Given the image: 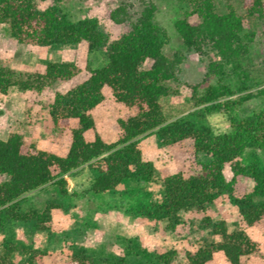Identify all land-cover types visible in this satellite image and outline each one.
Segmentation results:
<instances>
[{
	"label": "trees",
	"instance_id": "trees-1",
	"mask_svg": "<svg viewBox=\"0 0 264 264\" xmlns=\"http://www.w3.org/2000/svg\"><path fill=\"white\" fill-rule=\"evenodd\" d=\"M51 1L52 5L41 11L36 0H0V26H5L19 45L63 46L86 42L92 51L108 43L97 20L85 18L74 22L58 8L67 0ZM187 2L189 9L174 22L185 51L175 52L172 58L163 50L168 34L155 20L158 7L153 0H142L143 8L136 18L125 3L108 12L113 22L128 25L126 31L108 44V61L90 70L86 81L66 92L56 91L48 104L54 128L71 134L66 154L41 149L36 143L26 144L18 132L0 139V226L8 220H32L37 230H49L51 211L58 206L51 203L43 210L23 213L19 211L20 199L48 184H56L61 193H67L65 175L85 163L94 175L90 188L95 193L112 191L134 176L151 180L154 164L143 158L140 137L152 131H156L163 146L189 140L196 163L189 175L179 172L166 176L162 183L164 198L144 209V215L166 218L173 228L171 222H178L181 212H206L221 195L228 194L248 226H264V202L254 203L256 198L264 197V109L241 118L231 115L237 106L257 95L250 91L254 83L248 84L252 80L245 67L255 32L245 29L244 20L264 19V0H242L243 13L233 3H228L225 11H219L216 0ZM193 16L195 20H191ZM193 51L202 57L213 51L221 57L220 61L209 60L202 82L214 77L216 83L208 84L200 94L197 93L202 83L192 86L194 106L199 108L168 122L161 100L172 93L169 83L176 79L186 54ZM148 61L152 63L145 68ZM228 67L240 77L238 91H245L235 99L230 98L235 91L224 82L231 75ZM80 72L76 63L49 61L42 72L19 74L0 62V93L7 94L13 88L42 93L55 82L68 81ZM105 87L115 101L132 111L128 117L117 119L120 136L111 143L98 132L93 140L86 137L89 130L96 129L91 112L104 101ZM258 93L264 94V88ZM222 110L230 114V129L215 133L205 121L208 115ZM72 120H77L76 126H72ZM200 154L208 159L199 160ZM227 164L233 172L231 179L224 172ZM238 176L254 181L255 187L249 194L236 195ZM213 233L220 239L187 252V264H207L217 252H222L230 264H245L244 256L260 250L259 242L244 229L229 230L224 220L213 224ZM19 250L9 244L0 255V264H16L12 257ZM43 255L44 252L34 251L41 261ZM176 255L165 253L159 259L162 264H174ZM66 264L97 263L83 251ZM103 264L131 263L119 257Z\"/></svg>",
	"mask_w": 264,
	"mask_h": 264
},
{
	"label": "rangeland",
	"instance_id": "rangeland-1",
	"mask_svg": "<svg viewBox=\"0 0 264 264\" xmlns=\"http://www.w3.org/2000/svg\"><path fill=\"white\" fill-rule=\"evenodd\" d=\"M158 9L155 20L164 27L168 40L163 47L164 53L172 58L175 52H184L185 47L174 22L189 9L187 0H153ZM219 11H225L228 3H233L243 13L242 0H216ZM128 4L130 12L136 18L143 8L142 0H67L58 5L63 14L74 22L85 18L95 19L99 29L108 37V43L97 50H89L86 42L63 46L19 45L8 33L5 26H0V62L13 68L19 74L42 72L49 61L73 62L81 72L68 81H57L42 93L10 89L7 94L0 93V139L10 133L23 135L26 144L36 143L41 149L66 154L71 143L69 131H58L54 128L48 104L53 100L56 91L66 92L72 87L86 81L92 69H97L108 61V44L117 39L128 29L127 24H117L108 16V12L121 4ZM41 11L52 5L51 0H36ZM196 17H191L195 20ZM247 31L255 32L251 52L245 62L250 72V91L256 97L237 106L231 115L241 118L264 109V19L244 20ZM220 61L221 57L208 51L202 57L196 51L186 54L185 60L177 69V77L169 85L172 93L162 98L161 103L167 121L170 122L189 111L194 110L196 99L192 86L203 82L209 60ZM151 61L145 63L148 68ZM225 77L235 93L230 97L237 98L239 92V75L233 73ZM244 78V75H242ZM216 83L212 77L199 86L200 94L208 84ZM105 99L92 110L96 120V129L86 133L88 140H93L95 132L100 133L108 142H115L120 136L118 118H126L132 111L113 98L110 90L104 88ZM230 114L222 110L207 116L205 121L215 133L227 132L230 129ZM72 126L77 120L71 121ZM140 148L143 158L154 164V175L151 180L134 176L122 182L116 189L104 193L91 190L93 173L87 163L65 175L68 192L63 194L56 184H48L27 193L20 199L19 211L29 212L33 209L43 210L48 204L58 207L51 211L50 229L39 231L35 222L8 220L0 226V255L9 244L20 248L13 255L16 264H66L74 255L85 251L93 256L97 264L106 260L115 261L125 257L131 264H162L159 256L176 252L174 264H187L186 253L195 252L203 243L220 239L213 233V224L224 220L229 230L244 229L249 236L259 242L260 250L244 256L245 264H264V226H248L242 219L237 205L228 194L221 195L206 212H181L178 222L172 221L169 226L166 218L149 217L143 210L164 198L163 179L174 173L189 175L195 165V153L189 140L173 145H161L156 131L140 137ZM199 160L208 157L200 154ZM227 179L233 172L230 165L224 168ZM255 183L249 177L238 176L236 195L249 194ZM264 202L258 197L254 203ZM206 218H209V224ZM44 252L42 261L34 256V251ZM207 264H230L222 252L214 254Z\"/></svg>",
	"mask_w": 264,
	"mask_h": 264
}]
</instances>
